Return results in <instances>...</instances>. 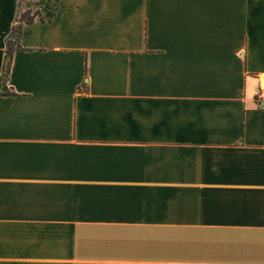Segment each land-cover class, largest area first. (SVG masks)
Listing matches in <instances>:
<instances>
[{
    "label": "crops",
    "instance_id": "obj_1",
    "mask_svg": "<svg viewBox=\"0 0 264 264\" xmlns=\"http://www.w3.org/2000/svg\"><path fill=\"white\" fill-rule=\"evenodd\" d=\"M33 3L10 57L0 0V264H264V0Z\"/></svg>",
    "mask_w": 264,
    "mask_h": 264
},
{
    "label": "trees",
    "instance_id": "obj_2",
    "mask_svg": "<svg viewBox=\"0 0 264 264\" xmlns=\"http://www.w3.org/2000/svg\"><path fill=\"white\" fill-rule=\"evenodd\" d=\"M26 1H32L38 4L39 0H17V7H18V12H17V18H16V23L13 27V30L7 39V52L10 55V57L13 56V53L16 51L21 50L20 47V36L22 33V27L25 24H31L35 21L37 17L40 16L39 11H33L32 9H23V4ZM7 79V75L4 79V81Z\"/></svg>",
    "mask_w": 264,
    "mask_h": 264
},
{
    "label": "built area",
    "instance_id": "obj_3",
    "mask_svg": "<svg viewBox=\"0 0 264 264\" xmlns=\"http://www.w3.org/2000/svg\"><path fill=\"white\" fill-rule=\"evenodd\" d=\"M257 102H258L260 108L264 109V77H263L262 83L260 84Z\"/></svg>",
    "mask_w": 264,
    "mask_h": 264
},
{
    "label": "rangeland",
    "instance_id": "obj_4",
    "mask_svg": "<svg viewBox=\"0 0 264 264\" xmlns=\"http://www.w3.org/2000/svg\"><path fill=\"white\" fill-rule=\"evenodd\" d=\"M27 6H34V3L33 2H29V1L24 2L23 9H26Z\"/></svg>",
    "mask_w": 264,
    "mask_h": 264
}]
</instances>
